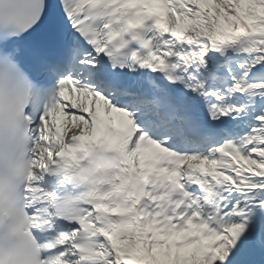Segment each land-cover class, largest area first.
<instances>
[{
	"label": "snow or ice",
	"instance_id": "snow-or-ice-1",
	"mask_svg": "<svg viewBox=\"0 0 264 264\" xmlns=\"http://www.w3.org/2000/svg\"><path fill=\"white\" fill-rule=\"evenodd\" d=\"M0 264H264V0H0Z\"/></svg>",
	"mask_w": 264,
	"mask_h": 264
}]
</instances>
